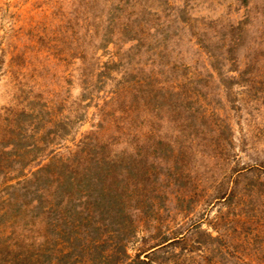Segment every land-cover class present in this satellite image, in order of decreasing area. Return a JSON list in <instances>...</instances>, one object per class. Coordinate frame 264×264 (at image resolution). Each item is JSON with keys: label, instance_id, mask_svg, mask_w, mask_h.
I'll return each instance as SVG.
<instances>
[{"label": "rangeland", "instance_id": "1", "mask_svg": "<svg viewBox=\"0 0 264 264\" xmlns=\"http://www.w3.org/2000/svg\"><path fill=\"white\" fill-rule=\"evenodd\" d=\"M0 264H264V0H0Z\"/></svg>", "mask_w": 264, "mask_h": 264}]
</instances>
